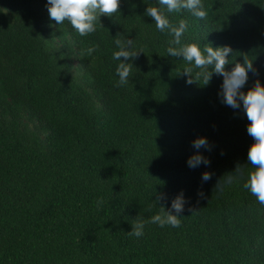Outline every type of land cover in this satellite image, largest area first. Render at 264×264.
Here are the masks:
<instances>
[{"label":"trees","instance_id":"trees-1","mask_svg":"<svg viewBox=\"0 0 264 264\" xmlns=\"http://www.w3.org/2000/svg\"><path fill=\"white\" fill-rule=\"evenodd\" d=\"M202 2L203 20L164 8L171 24L188 23L181 45H228L226 70L253 63L241 91L264 85V0ZM148 6L158 0H120L81 37L50 19L47 0H0V264H264V205L244 188L243 106L222 103L215 73L186 83L192 65L168 55L173 36ZM117 38L143 51L122 87ZM198 137L210 164L192 169ZM181 192L179 227L148 222L161 207L177 214Z\"/></svg>","mask_w":264,"mask_h":264},{"label":"clouds","instance_id":"clouds-1","mask_svg":"<svg viewBox=\"0 0 264 264\" xmlns=\"http://www.w3.org/2000/svg\"><path fill=\"white\" fill-rule=\"evenodd\" d=\"M47 4L51 20L58 25L68 22L81 37L96 31L97 23L101 25L99 20L101 15L111 17L120 13V0H47ZM158 4L159 6H148L145 14L152 18L155 27L160 32L167 30L173 36V39L169 41L168 55L182 57L189 65H192L182 70V74L187 77L186 83L197 82L201 85H208L215 73L223 77L220 92L222 103L233 109H239L242 104L249 122L247 133L253 140L247 152V159L252 167H250L244 188L248 189L261 205H264V85L256 80L254 86L247 92L241 91L247 82L248 73L254 71L252 60L244 57L243 63L236 62L234 67L228 71L225 66L230 63V56L233 54L230 46L214 48L206 44L201 48L197 43L181 45V38L188 29V23L181 19L177 25L171 24L165 15L164 8L168 13L188 10L193 16L203 20L207 18L208 10L204 7L202 0H158ZM114 42L118 51L113 53V59L120 62L116 68L119 77L116 86L122 87L129 83V78L133 75V65L128 61L136 58L138 53L143 51L133 50L134 41L132 39L117 38ZM95 50L96 46L93 45L85 50L84 55H91ZM194 69H199L195 73V78L193 77ZM201 78L202 83L199 82ZM192 146L197 151L187 159L188 167L195 169L201 164L209 165L210 161L199 152L201 148L211 150L207 139L198 137L193 140ZM201 179L210 180L211 174L206 171ZM164 198L163 194L157 197V199ZM184 203L181 192L171 203V208L177 214L161 207V212L153 215L148 222L162 228L166 225L179 227L181 221L178 214L183 211ZM144 227L143 221L136 222L132 225L129 235L141 237L144 234Z\"/></svg>","mask_w":264,"mask_h":264}]
</instances>
